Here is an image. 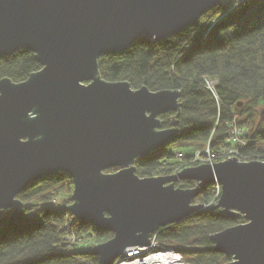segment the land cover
I'll return each mask as SVG.
<instances>
[{
	"label": "water",
	"instance_id": "95a60500",
	"mask_svg": "<svg viewBox=\"0 0 264 264\" xmlns=\"http://www.w3.org/2000/svg\"><path fill=\"white\" fill-rule=\"evenodd\" d=\"M222 0H0V57L34 55L41 70L20 84L0 80V218L17 220V196L40 179L71 180L68 210L112 238L91 249L113 264L148 247L158 231L203 210L192 201L217 183L222 214L245 224L209 237L228 264H264V163L186 168L168 177L138 178L134 162L166 146L177 122L159 130V116L179 110L176 91L132 90L108 83L97 59L145 37L160 42L191 27ZM118 169L112 174H104ZM193 182L194 188H174Z\"/></svg>",
	"mask_w": 264,
	"mask_h": 264
},
{
	"label": "trees",
	"instance_id": "16d2710c",
	"mask_svg": "<svg viewBox=\"0 0 264 264\" xmlns=\"http://www.w3.org/2000/svg\"><path fill=\"white\" fill-rule=\"evenodd\" d=\"M97 67L101 80L108 83L179 93V110L159 116V130L175 121L177 134L166 146L134 162L138 178L180 172L192 154L207 147L215 154L237 145L245 162L264 163V119H259L264 113V0L221 2L184 31L160 42L142 37L124 52L99 57ZM40 70L34 55L21 49L0 57V80L20 84ZM206 78L218 81V102L205 89ZM233 121L243 132L242 144L227 143ZM177 154L185 157L183 163L175 159ZM194 186L174 184L182 190ZM72 190V180L56 173L17 196L22 204L17 220L8 222L13 210L0 218V264H99L91 248L109 241L112 234L72 217L68 210ZM214 190V184L208 185L193 199L191 204L203 210L155 234L159 249H174L188 264L230 263V258L214 251L209 237L246 222L241 216L223 215ZM79 246L85 249L78 250Z\"/></svg>",
	"mask_w": 264,
	"mask_h": 264
},
{
	"label": "built area",
	"instance_id": "2783aa9c",
	"mask_svg": "<svg viewBox=\"0 0 264 264\" xmlns=\"http://www.w3.org/2000/svg\"><path fill=\"white\" fill-rule=\"evenodd\" d=\"M246 1V0H242ZM212 26L209 28L207 33H205L204 37L206 38L208 32ZM218 85V81L216 79H204V87L205 89L213 96L214 100L218 102V98L216 95V87ZM243 132L241 128L234 123L229 125V139L227 143L231 144H242L241 137ZM179 158L184 160V156L177 154L175 155V159L180 161ZM239 152L237 145L232 147V149H228V147L220 149L215 154H212L208 147L202 151L192 154L191 163H201V164H215L224 162L227 159L235 158L238 162L247 163ZM198 165V164H197ZM214 195L215 200L220 195V186L217 183H214ZM155 236H152L150 239V244L148 247L144 248H134L131 251L127 252L126 255H122L117 260L113 262V264H188L183 259L182 256L172 248H164L159 249L157 243L155 242ZM70 241H73V236L69 235L68 238ZM231 262V261H230Z\"/></svg>",
	"mask_w": 264,
	"mask_h": 264
},
{
	"label": "rangeland",
	"instance_id": "374dc122",
	"mask_svg": "<svg viewBox=\"0 0 264 264\" xmlns=\"http://www.w3.org/2000/svg\"><path fill=\"white\" fill-rule=\"evenodd\" d=\"M238 1H242V0H222V2H223V4H232L233 2L234 3H236V2H238ZM254 1H256V0H252V2H254ZM260 121H262L263 119H264V113L262 114V116H260ZM258 118H257V121L259 120ZM259 121V122H260ZM185 154V153H184ZM188 154V153H187ZM178 159L180 160V161H178V162H180V163H183L184 161H183V159H181V158H179L178 157ZM198 165H196L195 166V163H191V162H189V164L187 163L186 165H188L186 168H193V167H197V166H200L201 165V163H197ZM185 165V164H184ZM185 168V169H186ZM108 171V170H107ZM105 171L104 172V174H112V173H114V172H117V171ZM177 173H179V172H177ZM177 173H175V174H177ZM175 174H173V175H175ZM172 176V175H171ZM175 188V187H174ZM78 248V250H83V249H85L83 246H79V247H77ZM92 249V248H91ZM182 259L186 262V263H188L184 258H183V256H182ZM232 259V258H231ZM231 262H232V260H231Z\"/></svg>",
	"mask_w": 264,
	"mask_h": 264
},
{
	"label": "clouds",
	"instance_id": "9594fccd",
	"mask_svg": "<svg viewBox=\"0 0 264 264\" xmlns=\"http://www.w3.org/2000/svg\"><path fill=\"white\" fill-rule=\"evenodd\" d=\"M220 163H221V162H220ZM215 164H218V163H215ZM201 165H204V164H201ZM194 184H195V183H194ZM213 184H214V183H213ZM220 192H221V189H220ZM219 196H220V195H219ZM218 198H219V197H218ZM218 198H217V199H218ZM217 201H218V200H217ZM153 236H154V235H153Z\"/></svg>",
	"mask_w": 264,
	"mask_h": 264
}]
</instances>
